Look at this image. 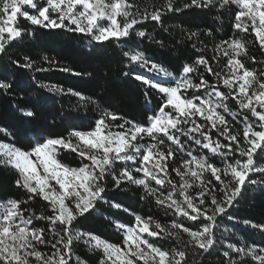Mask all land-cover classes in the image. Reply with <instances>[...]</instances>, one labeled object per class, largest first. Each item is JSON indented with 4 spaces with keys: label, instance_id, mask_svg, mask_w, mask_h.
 <instances>
[{
    "label": "snow or ice",
    "instance_id": "obj_1",
    "mask_svg": "<svg viewBox=\"0 0 264 264\" xmlns=\"http://www.w3.org/2000/svg\"><path fill=\"white\" fill-rule=\"evenodd\" d=\"M188 9L231 12L236 35L216 43L212 29L189 30L184 44L193 55L174 75L141 44L164 47L146 25L167 31L168 14ZM22 21L80 33L97 45H118L117 76L139 82L147 103L153 92L160 103L139 122L102 109L95 93L52 85L49 91L96 106L99 115L87 129L69 125L66 135L39 132L20 146L0 126V167L15 171L14 184L26 197L0 199V264H85L74 251L81 243L97 253L96 264H194V257L214 251L220 264H264V240L232 243L221 239L229 229L220 231L229 221L264 236V221L240 220L232 211L250 186L264 190V60L250 55L248 39L264 56V0H186L182 7L177 0L143 7L137 0H0V62L8 61L0 63L3 94L14 88L9 66L13 74L48 70L28 55L10 54L28 34ZM61 152L74 153L79 165L64 163ZM126 185L142 189L140 199L154 202L165 216L171 213L170 220L132 213L131 224L110 221L121 233L119 243L80 227L81 218L104 204L130 211L108 198L110 188ZM36 199L46 202L45 212L25 208ZM41 221L46 226H37ZM164 241L173 243L164 247Z\"/></svg>",
    "mask_w": 264,
    "mask_h": 264
},
{
    "label": "trees",
    "instance_id": "obj_2",
    "mask_svg": "<svg viewBox=\"0 0 264 264\" xmlns=\"http://www.w3.org/2000/svg\"><path fill=\"white\" fill-rule=\"evenodd\" d=\"M156 2L159 0H137L141 7ZM185 2L186 0H177L178 6L181 7ZM232 22L231 12L220 15L216 11L188 9L180 13H169L163 26L167 31L159 25L151 23L146 25L150 34L154 35L156 40H163L165 46L160 47L152 41L145 40L141 48L147 49L148 56L161 63L174 75H178L182 65L189 63V57L193 55L190 49L185 50L184 44L189 30L203 32L212 29L216 37L215 42L219 43L220 38L227 39L229 36L236 35ZM22 23L28 34L14 45L10 54L14 58L28 55L36 62L37 67L48 70L33 72L15 69L13 74V69L9 66L10 79L14 82V88L11 93H0V126L9 129L11 136L7 139H14L17 145L27 146L39 132L45 135L57 133L66 135L69 125L87 129L99 115L95 105L85 107L74 96L49 91L52 85L65 90L74 88L83 91L85 95L95 93L102 109L115 111L125 119L139 122H144L146 114H151V109L160 103L159 95L154 92L151 103H147L144 95L146 89L139 82L117 76L122 68L119 63L118 45L112 43L97 45L95 42H90L88 37L64 28H42L24 21ZM248 39L250 55H255L257 60H264L258 46H253L251 43L252 37L249 36ZM211 48L212 41L209 38V55H211ZM44 57H48L52 63L49 64ZM0 63L8 64V61L4 60ZM63 68L72 69L73 72H79L81 75L75 76L70 72L61 71ZM21 109L35 111V118L24 117ZM239 123L237 120L236 124L239 125ZM4 139L5 136L0 134V140ZM59 158L73 167L80 163L79 157L71 152H61ZM15 178L14 170L0 167V199H26L23 190L15 186ZM109 184H111L110 179ZM142 195V189L134 185H126L120 190L110 188L108 198L122 203L130 211L113 209L104 204L86 219L81 218L80 227L94 231L111 242L119 243L122 238L121 233L110 221L119 220L125 224H131L134 221L132 213L151 215L161 223L170 220L171 213L165 216L164 210L156 206L154 202L141 200ZM46 207V202L39 199L25 205L29 213L37 214L45 212ZM232 211L240 220L264 221V190L259 186H250ZM233 223L225 221L221 226V232L224 227L229 229V232L221 237L222 240L232 243L236 241L251 243L253 240L259 243L264 240V236L258 231L247 228L242 223L233 228ZM37 226L46 225L41 221ZM218 235H220L219 232ZM162 243L164 247H170L173 242ZM217 247L219 248V244ZM74 251L85 264H96L97 253L82 243ZM193 260L194 264H220L218 251L210 255L194 257Z\"/></svg>",
    "mask_w": 264,
    "mask_h": 264
}]
</instances>
